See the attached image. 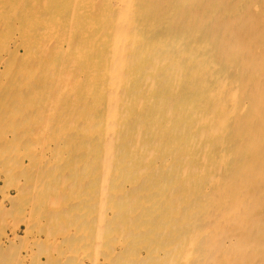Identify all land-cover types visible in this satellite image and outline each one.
Returning a JSON list of instances; mask_svg holds the SVG:
<instances>
[{
    "label": "bare ground",
    "instance_id": "6f19581e",
    "mask_svg": "<svg viewBox=\"0 0 264 264\" xmlns=\"http://www.w3.org/2000/svg\"><path fill=\"white\" fill-rule=\"evenodd\" d=\"M0 123L79 264H264V0H0Z\"/></svg>",
    "mask_w": 264,
    "mask_h": 264
},
{
    "label": "rangeland",
    "instance_id": "374dc122",
    "mask_svg": "<svg viewBox=\"0 0 264 264\" xmlns=\"http://www.w3.org/2000/svg\"><path fill=\"white\" fill-rule=\"evenodd\" d=\"M18 54H22L21 49H18ZM0 126H3L2 123H0ZM7 154L11 155L9 152ZM25 164L26 162L24 163V166ZM25 172L23 174L25 175L24 177L26 179H28L29 177L31 180L28 179L30 182L28 181L29 184L27 185V190H25L26 192L24 191L22 195L21 194L19 195L18 192L16 191V187L18 184L17 179L19 180L18 176H16L18 174L17 172H14L12 169L10 172V175H6L4 177L0 175V179H1L0 180V264H37V261H39L38 264H64V263L65 264H79L81 255L83 256L84 252L80 250L82 253L80 251H77V252L68 254V250H69L68 245L71 242H73L75 238L74 235H72L74 234V229L72 231L73 227L72 226L70 227L69 225L72 223H75V217L81 216L82 214L81 205L83 204V203L81 204V202L77 204L74 203L73 202L74 199L70 197L74 195L75 193H78V192L81 193V190H79L78 192H73L70 190L68 191V188H66L67 186L66 184L61 185V187L57 189L58 188L57 186L61 184L58 181L59 176H60V175H57L58 173L57 174L55 173L54 175L46 174V177L43 178V175L37 172L39 176L41 177L40 178L38 176L39 177L38 178L37 173L35 176L36 171L30 172V170H27L29 174ZM13 174L17 179L13 178ZM56 176H58V178ZM33 180L36 183H33ZM42 180H43V183L41 182ZM32 183L34 184L33 187H32ZM71 193H74V194H71ZM66 196H70V197L68 198ZM33 198L34 199L36 198V199L33 201ZM30 204H31V207H30ZM78 222H81V221H78ZM66 226H69V227L65 228ZM63 227L65 229H63ZM59 234H63L65 237L63 238V235L59 236ZM49 236L52 238V240L51 238H48ZM71 237H72V240H69L71 239ZM11 240L13 241V243H10ZM50 240L51 242H49ZM62 240H63V243H62ZM52 241L55 243H53ZM26 247L27 248L29 247L28 248L29 250ZM30 247H32V249H30ZM35 247L36 248L39 247V248L36 249ZM26 252L28 254H26ZM36 252L37 254H35ZM74 253H76L77 255ZM55 255L57 256V258H55L56 257ZM43 257L45 260L43 259ZM48 258H50L51 260ZM31 259L32 260L34 259L33 261L35 263ZM54 261L55 263H53Z\"/></svg>",
    "mask_w": 264,
    "mask_h": 264
}]
</instances>
